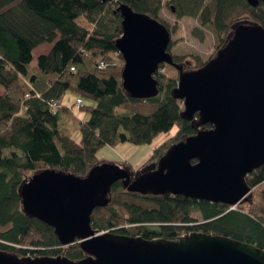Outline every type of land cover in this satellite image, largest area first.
Returning <instances> with one entry per match:
<instances>
[{"label": "trees", "instance_id": "obj_1", "mask_svg": "<svg viewBox=\"0 0 264 264\" xmlns=\"http://www.w3.org/2000/svg\"><path fill=\"white\" fill-rule=\"evenodd\" d=\"M120 4L163 23L167 30L159 14L172 4L169 9L177 17L196 19L201 28L211 29L217 45L205 63L198 57L172 56L183 73L205 66L230 40L236 26L264 28L262 0L255 8L246 0H0V251L4 254L59 256L70 262L87 257L79 243L61 246L51 226L25 215L19 188L27 183L29 173L50 168L84 178L99 164L96 152L101 147L149 144L176 126L174 136L155 149L154 154L162 150L157 162L170 145L212 128L199 126L198 116L181 117L182 103L172 95L178 85L175 68L177 78L160 73L165 65L155 73L157 97L137 100L125 93L123 59L114 44L122 36L116 11ZM197 38L202 41V34ZM42 45L51 48L37 57V70L31 72L32 52ZM99 61L104 69L97 66ZM22 76L32 90L20 86ZM26 92L29 98L25 99ZM66 93L92 103L78 109L88 115L85 122L64 106L56 114L48 110V103L61 102ZM71 124L81 133L78 142L68 133ZM126 167L134 173L145 166L135 171ZM244 179L251 192L247 201L233 208L181 195L134 194L116 182L107 205L93 210L90 228L98 234L145 240L215 235L264 251V165ZM194 212L200 214L199 221L192 217Z\"/></svg>", "mask_w": 264, "mask_h": 264}, {"label": "water", "instance_id": "obj_2", "mask_svg": "<svg viewBox=\"0 0 264 264\" xmlns=\"http://www.w3.org/2000/svg\"><path fill=\"white\" fill-rule=\"evenodd\" d=\"M246 1L255 8L259 0ZM116 11L122 36L114 44L123 59L128 97H157L154 76L167 65L178 73L172 95L182 103L181 117L198 116L199 126L212 128L170 145L156 164L134 173L126 165L102 163L84 178L50 168L33 174L19 188L21 209L51 226L61 246L79 243L87 257L70 262L0 251V264H264V251L225 237L191 233L176 241L145 240L90 228L93 210L107 205L116 182L134 194L181 195L233 208L251 192L245 176L264 165V28L236 26L205 66L183 73L168 52L170 32L163 23L123 4Z\"/></svg>", "mask_w": 264, "mask_h": 264}, {"label": "rangeland", "instance_id": "obj_3", "mask_svg": "<svg viewBox=\"0 0 264 264\" xmlns=\"http://www.w3.org/2000/svg\"><path fill=\"white\" fill-rule=\"evenodd\" d=\"M172 4L167 5L166 7L161 8L159 14V19L162 20L167 26L168 31H170V41L172 43L168 52L173 56L181 57V58H194L198 57L201 62H204L209 59L215 52V48L217 45L216 39H214V35L208 27L201 28L196 19H190L186 16H182V18L177 17L170 8ZM202 34V41L198 40L197 36ZM50 47L48 45H42L41 47L35 49L32 52V62L29 65V68L36 69V61L37 57L45 54ZM32 72V71H31ZM161 74H166L172 78H177V74L174 73V69L165 65L162 70H160ZM34 74V73H33ZM40 75L39 73H37ZM0 88V94H1ZM77 98H80L72 93H66L65 97L62 99L64 105H68L72 102H75ZM81 99V98H80ZM83 106L91 105L90 101H86L82 99ZM74 110V109H73ZM76 115L78 113H83V120L88 119V115L81 110H74ZM176 126L170 131L169 134H159L155 136L154 140L149 144L144 145H131L128 143H124L122 145H117L115 147L103 146L96 153V158L99 164L102 163H115L121 167L123 165H128L134 169L138 167L145 166L149 163L156 162V159L162 154V150L157 151L155 154V149L158 148L169 141L170 138L174 136L176 133ZM71 138L78 142L81 138V133L79 130L74 127L72 124L69 126V132ZM29 177L33 174L29 173ZM192 217L196 220H200V214L194 212Z\"/></svg>", "mask_w": 264, "mask_h": 264}, {"label": "built area", "instance_id": "obj_4", "mask_svg": "<svg viewBox=\"0 0 264 264\" xmlns=\"http://www.w3.org/2000/svg\"><path fill=\"white\" fill-rule=\"evenodd\" d=\"M97 66L99 67V69H104L106 67V66H104V63L102 61H99L97 63ZM18 80H20V86L21 87L23 86L29 90H32L30 83L23 76L19 77ZM24 96H25V99L29 98V94L27 92L25 93ZM36 98H39L38 94H36ZM47 106H48V110L52 114H56V112H57L56 110L62 106L66 107V109L68 108V110H73V109L78 110L79 107L83 106V101H82V99L77 98V100L75 102H72L66 106V105H64L63 100H62L61 102L48 103Z\"/></svg>", "mask_w": 264, "mask_h": 264}, {"label": "crops", "instance_id": "obj_5", "mask_svg": "<svg viewBox=\"0 0 264 264\" xmlns=\"http://www.w3.org/2000/svg\"><path fill=\"white\" fill-rule=\"evenodd\" d=\"M40 47H41V46H40ZM50 48H51V47H50ZM49 50H50V49H48V51H47L46 53H48ZM46 53H45V54H46ZM28 68H29V66H28ZM29 69H30L32 72L37 70V69H35V68H32V69L29 68ZM2 91H3V90H2V88H1V92H2ZM2 93H3V92H2ZM2 93H1V94H2ZM1 94H0V95H1ZM74 110H75V109H74ZM74 110H69V111H71V113L73 114V116H74L77 120H80V121L85 122L86 120H83V119H82V117H83V113H82V114H81V113H78V116H77L76 113L74 112Z\"/></svg>", "mask_w": 264, "mask_h": 264}, {"label": "bare ground", "instance_id": "obj_6", "mask_svg": "<svg viewBox=\"0 0 264 264\" xmlns=\"http://www.w3.org/2000/svg\"><path fill=\"white\" fill-rule=\"evenodd\" d=\"M201 64V63H200Z\"/></svg>", "mask_w": 264, "mask_h": 264}, {"label": "flooded vegetation", "instance_id": "obj_7", "mask_svg": "<svg viewBox=\"0 0 264 264\" xmlns=\"http://www.w3.org/2000/svg\"><path fill=\"white\" fill-rule=\"evenodd\" d=\"M135 171V170H134Z\"/></svg>", "mask_w": 264, "mask_h": 264}]
</instances>
